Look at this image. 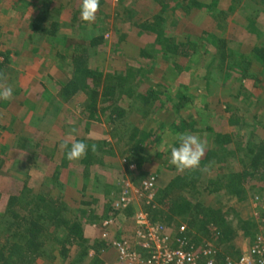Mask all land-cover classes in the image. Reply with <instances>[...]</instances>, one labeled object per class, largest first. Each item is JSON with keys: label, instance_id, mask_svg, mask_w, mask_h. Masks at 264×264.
<instances>
[{"label": "rangeland", "instance_id": "1", "mask_svg": "<svg viewBox=\"0 0 264 264\" xmlns=\"http://www.w3.org/2000/svg\"><path fill=\"white\" fill-rule=\"evenodd\" d=\"M102 2L88 24L80 19V0H0V73L13 87L12 99L0 100V212L10 193H21L20 213L58 197L89 243L104 244L76 262L77 244L61 256L46 238L47 257L35 264H117L109 240L137 241L127 217L132 209L175 233L187 227L195 204L190 231L197 245L239 255L264 217V173L242 175L239 185L231 176L244 171L247 149L264 138V71L255 61L241 62L264 44V0ZM44 14L57 15L54 37L28 26ZM92 35H101V44L77 68L72 51ZM147 130L155 141L138 163L129 147ZM219 131L232 138L224 148ZM177 133L206 144L197 173L169 163ZM64 141L97 150L69 161L59 147ZM184 175L187 185L174 181ZM150 177L152 190L143 187ZM126 181L129 214L110 206ZM170 183L163 197L160 189ZM106 219L112 222L103 227ZM45 225L47 232L65 231L63 224Z\"/></svg>", "mask_w": 264, "mask_h": 264}, {"label": "trees", "instance_id": "2", "mask_svg": "<svg viewBox=\"0 0 264 264\" xmlns=\"http://www.w3.org/2000/svg\"><path fill=\"white\" fill-rule=\"evenodd\" d=\"M100 0V5L103 3ZM45 16H38L28 23L29 28L32 32L44 33L47 35L55 36L56 30L59 27L57 15L44 14ZM44 20H47V26L44 24ZM101 35H92L88 41L87 46H81L72 51V57L74 64L77 68H82L86 63L87 52L92 46L101 44ZM186 54V52L184 53ZM189 54V53H188ZM249 57L243 58L246 64L257 62L261 65V70L264 71V44L255 46L249 52ZM222 54V58L223 59ZM247 66V65H246ZM245 71V68H243ZM251 77L255 74L249 73ZM256 77V75H255ZM65 92H67L65 90ZM146 102V101H145ZM123 112H116L117 116H121ZM154 139H150V135L147 131L140 133L139 137L131 143L130 150L132 156H134L138 163L147 158L148 149L154 143ZM216 141L220 147L224 148L226 145L232 142L231 135L229 133H216ZM250 153L249 163L246 165L244 171L231 175L237 180V185L240 183V177L242 175H253L257 173H264V138L259 140L257 143L250 145L247 149ZM189 173H197L195 170L189 171ZM2 173L0 172V175ZM188 175L182 177L177 176L174 179L176 183L188 184ZM171 183L160 189V193L165 197L172 188ZM241 197L243 193L238 191ZM2 192H0V197ZM22 200L21 193H10L7 195L5 207L0 212V264H35L37 258L45 255L44 241L50 239L59 247V255L65 256L68 254L69 247L76 245L80 247V251L77 254L76 262L81 261L89 251V249L98 250L104 244L102 241L96 240L93 244L85 238L81 223L77 220H70L65 217L64 208L65 203L61 202L58 197H47L43 204H37L38 206L34 209H29L26 213H20L18 211L20 202ZM195 211H191L190 218L187 220V229L189 234L192 235L190 228L195 225L196 214L198 204L192 207ZM155 215V213H154ZM152 221L156 220L153 215L149 216ZM45 221L46 223H44ZM63 224L64 233L56 234L53 232H47V226L45 224ZM219 230V229H218ZM227 234L224 231L223 236ZM195 238V237H194ZM225 238H223L224 240ZM47 257V255H45ZM51 256V255H50ZM49 256V257H50Z\"/></svg>", "mask_w": 264, "mask_h": 264}, {"label": "built area", "instance_id": "3", "mask_svg": "<svg viewBox=\"0 0 264 264\" xmlns=\"http://www.w3.org/2000/svg\"><path fill=\"white\" fill-rule=\"evenodd\" d=\"M153 181L154 177L143 181V187L152 190ZM129 203L126 191H122L113 200L112 208L119 211ZM132 219L137 238L135 243L109 240L117 252V264H264V217L260 221V232L235 257L219 254L216 247L206 242L197 245L185 225H180L172 233L161 224L150 223L146 212L136 211ZM109 222H112L111 219L103 220L102 226L105 227ZM101 235L104 237L106 233L102 232Z\"/></svg>", "mask_w": 264, "mask_h": 264}, {"label": "clouds", "instance_id": "4", "mask_svg": "<svg viewBox=\"0 0 264 264\" xmlns=\"http://www.w3.org/2000/svg\"><path fill=\"white\" fill-rule=\"evenodd\" d=\"M100 9V0H80V19L83 22L92 24L96 20ZM13 87L6 82V77L0 73V100L9 101L12 99ZM75 133V129L69 130V135ZM169 135V133H165ZM176 144L171 147L169 163L178 171H191L200 166V161L205 154L206 144L198 135L189 133H177L173 137ZM61 150L67 149L66 158L69 161H78L84 158L88 151L96 152L95 144L89 146L82 141L61 142ZM147 182V180H146Z\"/></svg>", "mask_w": 264, "mask_h": 264}, {"label": "crops", "instance_id": "5", "mask_svg": "<svg viewBox=\"0 0 264 264\" xmlns=\"http://www.w3.org/2000/svg\"><path fill=\"white\" fill-rule=\"evenodd\" d=\"M132 189V185H131V183L129 182V181H126L123 185H121L120 184V189H121V192L122 191H126V193L129 191V189ZM120 192V193H121ZM110 206H111V208H112V203L110 202ZM132 209V206H131V204L129 203L125 208H123V209H121V212L123 213V212H126V214L128 213H130V212H128L129 210L131 211V209ZM136 212V210H134V209H132V211H131V214L130 215H127V217H128V220L129 221H133V219H131L130 218V216H133L132 214H134ZM110 250H112V252H113V254H114V256H116V252L114 251V249H112V248H110L109 247V249L107 250V252L108 251H110Z\"/></svg>", "mask_w": 264, "mask_h": 264}]
</instances>
